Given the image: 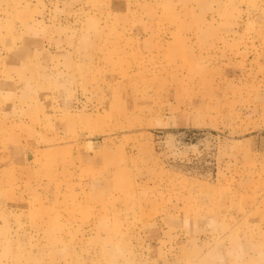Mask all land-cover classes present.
Returning <instances> with one entry per match:
<instances>
[{
  "label": "rangeland",
  "instance_id": "374dc122",
  "mask_svg": "<svg viewBox=\"0 0 264 264\" xmlns=\"http://www.w3.org/2000/svg\"><path fill=\"white\" fill-rule=\"evenodd\" d=\"M0 264H264V0H0Z\"/></svg>",
  "mask_w": 264,
  "mask_h": 264
}]
</instances>
